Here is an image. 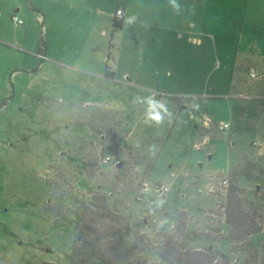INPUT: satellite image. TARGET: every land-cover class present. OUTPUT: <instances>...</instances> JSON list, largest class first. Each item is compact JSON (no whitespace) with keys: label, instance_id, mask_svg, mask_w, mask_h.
<instances>
[{"label":"rangeland","instance_id":"374dc122","mask_svg":"<svg viewBox=\"0 0 264 264\" xmlns=\"http://www.w3.org/2000/svg\"><path fill=\"white\" fill-rule=\"evenodd\" d=\"M176 2L0 0V264H264L224 224L232 181L264 217V0Z\"/></svg>","mask_w":264,"mask_h":264},{"label":"trees","instance_id":"16d2710c","mask_svg":"<svg viewBox=\"0 0 264 264\" xmlns=\"http://www.w3.org/2000/svg\"><path fill=\"white\" fill-rule=\"evenodd\" d=\"M122 20H117L114 18L113 25L115 27H120ZM112 74L110 69L107 66L106 76ZM246 169H250L247 166ZM237 174H243L247 176V170L244 172H238ZM227 215H225L224 224L227 227L226 238L229 241H241L243 248L238 249L242 252H250L252 248L258 249V244H261V247H264V237L261 236V218L263 203L259 200H252L245 195L244 190L236 182L232 181L231 186L229 187V196L227 199ZM264 218V217H263ZM262 218V220H263ZM255 237L256 240H252ZM193 240L206 239L205 237L198 238L194 235ZM248 238H250L248 240ZM263 243H262V242ZM84 251L82 250H73L71 256V264L79 259H84L80 256ZM257 254L254 253V257ZM81 257V258H80ZM77 259V260H76ZM107 264L103 262L102 258L98 256V259L95 264ZM159 264H234L231 263V257L225 251H219L212 248V241L208 243L205 247L202 248H186L182 245L178 239H174V242L168 240L164 245V250L160 253V263ZM246 264H249L248 262Z\"/></svg>","mask_w":264,"mask_h":264},{"label":"built area","instance_id":"2783aa9c","mask_svg":"<svg viewBox=\"0 0 264 264\" xmlns=\"http://www.w3.org/2000/svg\"><path fill=\"white\" fill-rule=\"evenodd\" d=\"M115 14H118V15L124 14L123 8L122 7H117ZM12 20L14 21V23L16 25H22L24 23L23 18L18 13H14L12 15ZM40 56L46 57V54H44L43 52H41L40 53ZM248 75L250 77L249 79L258 78L259 74H258V72L256 71V68L253 65H250V68L248 69ZM206 123H208V121ZM227 127H229V124L228 123H221L220 124V128L221 129H225ZM106 159H109V157H106ZM222 182H223L224 185H227L228 184V180L227 179H224Z\"/></svg>","mask_w":264,"mask_h":264},{"label":"crops","instance_id":"0c3cea01","mask_svg":"<svg viewBox=\"0 0 264 264\" xmlns=\"http://www.w3.org/2000/svg\"><path fill=\"white\" fill-rule=\"evenodd\" d=\"M12 50H13V45L11 44L10 41H1L0 40V52H4V53H6L9 56L11 54ZM2 62H4V64L2 66H6L7 68L11 67L12 66V63H13V61H9V60L7 61V59H6V61H2ZM27 65H29L28 62L25 64V67ZM253 66L256 68V71L257 72L259 71V73H262V72H260V70L254 64H253ZM12 73H13V71H12ZM261 77H262L261 74H259L258 78H255V79H251L250 80V82L252 83L251 84L252 86H250L251 89L256 90V89H258L259 87L262 86V85H260L259 87L258 86L255 87L256 85H259L260 84ZM204 120H205V123L207 121L209 123V118L208 117H205ZM208 123H206V124H208Z\"/></svg>","mask_w":264,"mask_h":264},{"label":"clouds","instance_id":"9594fccd","mask_svg":"<svg viewBox=\"0 0 264 264\" xmlns=\"http://www.w3.org/2000/svg\"><path fill=\"white\" fill-rule=\"evenodd\" d=\"M170 3L172 7L174 8V10L179 12L180 5L176 2V0H170ZM149 104L151 105V112H150L151 119L156 120L158 122L161 119V116L159 112L155 111V108L157 106L152 101H149Z\"/></svg>","mask_w":264,"mask_h":264}]
</instances>
